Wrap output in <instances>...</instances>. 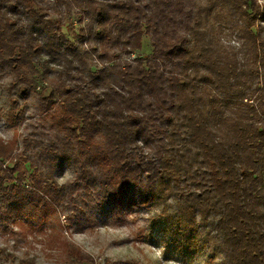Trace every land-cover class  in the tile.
Segmentation results:
<instances>
[{
  "label": "trees",
  "instance_id": "trees-1",
  "mask_svg": "<svg viewBox=\"0 0 264 264\" xmlns=\"http://www.w3.org/2000/svg\"><path fill=\"white\" fill-rule=\"evenodd\" d=\"M74 15L72 40L63 28ZM5 77L7 127L25 123L38 89L41 119L33 136L0 139V162L12 164L0 210L59 205L71 190L56 175L71 169L81 197L114 219L152 208L188 244L203 236L224 264H264L257 0H0Z\"/></svg>",
  "mask_w": 264,
  "mask_h": 264
},
{
  "label": "rangeland",
  "instance_id": "rangeland-1",
  "mask_svg": "<svg viewBox=\"0 0 264 264\" xmlns=\"http://www.w3.org/2000/svg\"><path fill=\"white\" fill-rule=\"evenodd\" d=\"M257 2L264 8V0ZM77 20V15L71 16L63 28L72 40L78 36ZM148 43L145 39L140 56L150 53ZM10 80H0V139L4 142L15 134L33 136L41 119L38 89L25 104V123L18 131L7 127L9 95L5 88ZM23 151L21 146L19 153ZM11 166L9 161L0 162V177L6 178ZM22 170L27 176L23 186L32 191L30 171L24 164ZM56 176L60 186L68 184L71 190L59 205L39 207V211L34 204L24 203L23 209L4 206L0 210V264H224L203 236L195 244H188L185 236H176L168 225L159 223V213L154 209L133 208L114 219L111 211L104 213L96 202L89 203L81 197L86 192L84 185L75 179L71 169ZM24 195L25 192L21 194ZM77 252L88 256L91 263L78 261Z\"/></svg>",
  "mask_w": 264,
  "mask_h": 264
}]
</instances>
